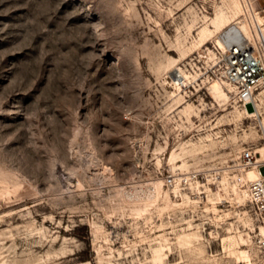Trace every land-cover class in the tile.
Returning a JSON list of instances; mask_svg holds the SVG:
<instances>
[{
    "label": "rangeland",
    "instance_id": "1",
    "mask_svg": "<svg viewBox=\"0 0 264 264\" xmlns=\"http://www.w3.org/2000/svg\"><path fill=\"white\" fill-rule=\"evenodd\" d=\"M218 10L0 0V264H264L226 172L259 121L216 76L225 30L196 45Z\"/></svg>",
    "mask_w": 264,
    "mask_h": 264
},
{
    "label": "built area",
    "instance_id": "2",
    "mask_svg": "<svg viewBox=\"0 0 264 264\" xmlns=\"http://www.w3.org/2000/svg\"><path fill=\"white\" fill-rule=\"evenodd\" d=\"M260 15L264 17V12L255 8L249 0L239 22H246L252 35L247 36L237 22L229 34L223 33L225 46L214 47L218 55L216 76L230 87L229 93L236 103L249 105L258 112L253 117L259 121L261 139L264 140V104L259 106L260 98H264V21L259 20ZM250 168L257 169L259 176L248 181L243 174ZM226 172L231 181H236L247 191V203L256 226L264 228V154L260 147L256 143L239 147ZM164 182L172 185L175 178L167 175ZM254 244L264 251V233L259 228L254 232Z\"/></svg>",
    "mask_w": 264,
    "mask_h": 264
},
{
    "label": "bare ground",
    "instance_id": "3",
    "mask_svg": "<svg viewBox=\"0 0 264 264\" xmlns=\"http://www.w3.org/2000/svg\"><path fill=\"white\" fill-rule=\"evenodd\" d=\"M248 3H249V0H248ZM234 7H235V11L231 14L223 11V10H218L215 14V17L212 19V23L214 24V29H209L206 25L200 30V37L197 39V43L196 45L197 46H203L207 41H208V38L210 36H213V33L215 31H218V30H225L224 34H229V32L231 31V28L233 27L234 24H236L238 22V25L240 27V29L247 35V36H251L252 35V31L251 29L249 28V26L247 25L246 22H239L240 20V17L238 18L237 21H235V19H233V17H235V14H237L238 11H241L243 12L244 11V5H243V2L241 0H234ZM229 10V8H228ZM232 11V10H231ZM237 16V15H236ZM238 17V16H237ZM259 20L260 21H264V17H262L261 15L259 16ZM235 21V22H234ZM223 35V34H222ZM222 35L220 36V38H217L218 42L220 43V47H224L225 46V38H222ZM196 41V40H195ZM195 44V43H193ZM195 46V45H194ZM171 76H172V80H173V83L178 87L180 88L181 85H184L187 83L188 81V75L182 71V69L179 67V66H175L172 71H171ZM211 87L214 91V94L217 96V97H225V92L222 88V85L220 82L216 81V82H213L211 84ZM228 88V91H229V88L230 87H227ZM264 104V98H260V101H259V106ZM245 107V110L246 112L248 113L249 116H254L255 114L257 115L258 112L256 110L253 111V108L252 110H250L248 107L249 105H244ZM245 112V111H244ZM254 112V113H253ZM200 146V145H199ZM201 148V147H200ZM199 148V149H200ZM261 153L264 154V145H262L261 149H260ZM259 176V171L257 169H254V168H250L248 169L244 174H243V177L246 179V180H255L257 179ZM233 182V181H232ZM236 182V181H234ZM233 182V183H234ZM237 187H238V190L241 191L242 195L244 196V198L246 199L245 201V204L246 202L248 201V195H247V191L241 187L237 182ZM242 196V197H243ZM259 228V230L264 233V228H262L261 226L257 227V229Z\"/></svg>",
    "mask_w": 264,
    "mask_h": 264
},
{
    "label": "crops",
    "instance_id": "4",
    "mask_svg": "<svg viewBox=\"0 0 264 264\" xmlns=\"http://www.w3.org/2000/svg\"><path fill=\"white\" fill-rule=\"evenodd\" d=\"M254 7L264 12V0H251Z\"/></svg>",
    "mask_w": 264,
    "mask_h": 264
}]
</instances>
